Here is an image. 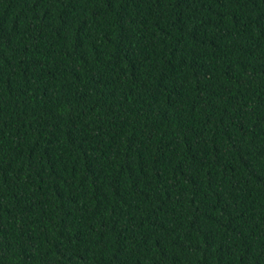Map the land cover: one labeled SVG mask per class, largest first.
I'll list each match as a JSON object with an SVG mask.
<instances>
[{
  "label": "trees",
  "instance_id": "16d2710c",
  "mask_svg": "<svg viewBox=\"0 0 264 264\" xmlns=\"http://www.w3.org/2000/svg\"><path fill=\"white\" fill-rule=\"evenodd\" d=\"M0 264H264V0H0Z\"/></svg>",
  "mask_w": 264,
  "mask_h": 264
}]
</instances>
